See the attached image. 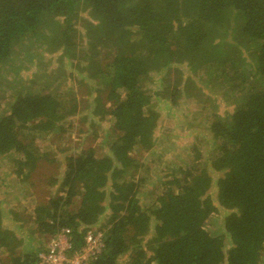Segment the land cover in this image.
I'll use <instances>...</instances> for the list:
<instances>
[{
	"label": "trees",
	"instance_id": "16d2710c",
	"mask_svg": "<svg viewBox=\"0 0 264 264\" xmlns=\"http://www.w3.org/2000/svg\"><path fill=\"white\" fill-rule=\"evenodd\" d=\"M78 8L87 11L80 31ZM23 48L60 51L41 84L13 91L3 109L0 102V164L11 163L9 175L23 194L47 158L41 142L66 118L87 111L110 127L105 153L87 148L68 157L54 195L31 206V221L17 226L13 218L17 230L46 241L44 248L19 250L0 209V264H38L61 228L70 230L72 251L82 248L88 230L103 233L102 249L86 264H264V0H0V68L19 49V59L30 61ZM64 64L82 77L76 89L59 93L50 86L70 69ZM182 67L233 109L204 117L194 154L167 163L155 199L150 192L142 205L140 186L156 168L151 155L163 137L154 134V103L168 114L184 106V97L214 109L209 98L211 106L204 103L202 84L163 80L167 88L158 95L149 89L152 73ZM79 94L88 98L81 111ZM201 142L210 150H199ZM139 153L148 160L140 163ZM213 185L218 205L208 194Z\"/></svg>",
	"mask_w": 264,
	"mask_h": 264
},
{
	"label": "rangeland",
	"instance_id": "374dc122",
	"mask_svg": "<svg viewBox=\"0 0 264 264\" xmlns=\"http://www.w3.org/2000/svg\"><path fill=\"white\" fill-rule=\"evenodd\" d=\"M76 14L77 16L74 19L76 24L74 25L76 30L80 31L83 18H87V11H82L78 8ZM27 48L23 49L27 52H32L30 61H22L19 59L23 55L19 49L16 58L11 60L9 64H5L0 68V102L2 109L5 107L6 102L10 101V96L13 95V91L19 92L22 90H31L32 87L36 88L38 84L42 83L40 78H44L47 73H51V70L58 64L57 56L60 54V51L46 53L36 48H34L33 51ZM246 62L247 66H249L248 68L252 69L253 62L251 59L249 58ZM64 65L66 68L70 69L63 71V76L58 77L55 82H52V86H50L53 89L60 90L59 93L68 91L66 88L70 86H74V89H76V81L82 77V75L74 71L75 68H71L69 64ZM180 71L181 73H178V71H172L170 73H152V82L148 83L149 89L158 95L167 88V84L164 86L163 80L177 81L181 79L180 87L186 88H191L196 83L202 84L200 88L201 92L204 90L207 92H203V99L206 98L204 103L210 106V103H212L214 109L207 108L203 111L201 109L202 104H196L193 101L188 102L186 101L187 98L184 97L186 99L184 100L185 102H183L184 106L168 114L163 104L154 103L156 99H153L152 104L154 103V109L157 110L159 114L154 134H157L159 137L163 135V137H161L160 140H162V142L160 141V145L157 147L158 152L154 149V151H152L153 156L151 155L152 166L156 168L145 174V176L148 175L149 179L144 181L143 185L140 186L142 197L139 199L142 205H147L151 199H155L160 189V186H158V181L161 178L160 172L167 167V163H172L174 161L175 163L181 162L186 156L190 157V155L194 154L195 150L194 152L191 150L192 138L194 135H201L200 133H203L201 127H203L202 125L205 123L203 121L204 117H209L211 113L224 117L228 113H231L233 109V106L227 104L226 101L216 93V90H208L204 84L199 81V77L191 74L187 68L182 67ZM35 78L38 79V82H32ZM208 98L210 103L207 101ZM87 99L86 96L79 94V111L83 110L82 107H85L84 104ZM62 127L63 131L61 129L54 133H50L45 141H40L47 158L44 162L42 161L39 163L36 173L26 181L27 192H24L25 194L22 193L23 185L17 183L14 177L9 175L13 168L10 165L11 163L7 162L0 164L1 225L4 229L14 232L12 233L17 237L16 241H19V250L23 249L25 251H30L39 244H42V248L45 247L46 241L41 242L39 239L40 237L36 233L30 234L27 232L26 234L21 230H17L14 220H16L17 226H20L24 220L26 221L29 218L31 221V206L34 207L36 204L44 203L50 195H54L62 179L67 158L78 156L87 148L94 149L96 154H102L106 151V145L103 139H105L107 129L110 127L108 122L99 121L97 117H92L87 111H81L73 117L66 118ZM80 128L82 131H80ZM205 136H203L205 140L209 141L210 139L208 136ZM199 144H201L202 147H200V145L198 149L200 148L204 153L210 150V147L204 145V142ZM138 155L139 157H137V159L140 158V153ZM147 158H149V155L146 154L140 158L139 162L143 163ZM210 174L212 178H217V173L210 172ZM150 192L152 193L151 199L149 198V200H147L146 198ZM208 194H210L213 201H215L216 187L214 185L210 188ZM215 204L218 205L217 202ZM218 210L220 214L214 215L217 221V229L221 230L224 210H222V208H218ZM105 221V216H102L98 222V227ZM28 227L32 230L31 226ZM4 255L5 254L1 252L0 258L3 259L5 257ZM4 264H8V262H4Z\"/></svg>",
	"mask_w": 264,
	"mask_h": 264
},
{
	"label": "built area",
	"instance_id": "2783aa9c",
	"mask_svg": "<svg viewBox=\"0 0 264 264\" xmlns=\"http://www.w3.org/2000/svg\"><path fill=\"white\" fill-rule=\"evenodd\" d=\"M103 241V233L88 230L82 248L72 251L70 230L61 228L49 238L46 251L38 254V264H86L100 252Z\"/></svg>",
	"mask_w": 264,
	"mask_h": 264
}]
</instances>
